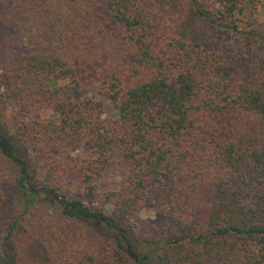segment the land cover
I'll return each mask as SVG.
<instances>
[{
	"label": "trees",
	"instance_id": "1",
	"mask_svg": "<svg viewBox=\"0 0 264 264\" xmlns=\"http://www.w3.org/2000/svg\"><path fill=\"white\" fill-rule=\"evenodd\" d=\"M260 2L0 0V264H264Z\"/></svg>",
	"mask_w": 264,
	"mask_h": 264
},
{
	"label": "rangeland",
	"instance_id": "2",
	"mask_svg": "<svg viewBox=\"0 0 264 264\" xmlns=\"http://www.w3.org/2000/svg\"><path fill=\"white\" fill-rule=\"evenodd\" d=\"M257 10L262 19H264V0L257 5ZM82 153V152H80ZM82 155H86V152H83ZM129 173V167L123 163L116 162L112 164L106 172L97 180L99 193L102 194H111L118 192L122 187L125 186L127 176ZM141 218L149 220L155 224H161L162 220L157 216L153 210L151 203H147L145 211L139 214Z\"/></svg>",
	"mask_w": 264,
	"mask_h": 264
}]
</instances>
